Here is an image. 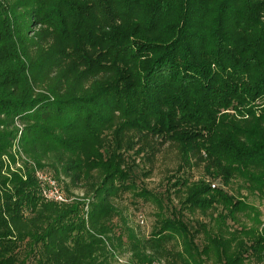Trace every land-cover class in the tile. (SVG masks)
<instances>
[{
    "label": "trees",
    "instance_id": "trees-1",
    "mask_svg": "<svg viewBox=\"0 0 264 264\" xmlns=\"http://www.w3.org/2000/svg\"><path fill=\"white\" fill-rule=\"evenodd\" d=\"M166 143L206 163L163 195L136 160ZM237 176L264 194V0H0V264H264ZM126 192L158 207L149 235Z\"/></svg>",
    "mask_w": 264,
    "mask_h": 264
},
{
    "label": "rangeland",
    "instance_id": "rangeland-1",
    "mask_svg": "<svg viewBox=\"0 0 264 264\" xmlns=\"http://www.w3.org/2000/svg\"><path fill=\"white\" fill-rule=\"evenodd\" d=\"M17 150V147H14V152ZM20 155H17L19 157ZM19 158L17 163L19 162ZM137 163H139V172L141 173L142 183L151 191L158 194H167L164 192L166 188L167 177L174 172H178L177 169L182 165L183 171H185L190 179L197 180L204 176V160H193L191 165L185 163L182 159L181 152L179 147L174 143H166L160 147V150L156 153L154 157L151 158V161L147 160L146 157L143 159L137 158ZM21 163V161H20ZM147 171L151 169L149 175H143L141 171ZM218 183V181L216 182ZM231 193H233L237 199H242L244 202L250 204L253 208L251 216L254 217L255 214L258 215L260 223L258 227L260 231L264 232V194L259 192H253L248 189L246 185V180L242 179L240 176H237L232 179L230 185L226 187ZM75 193H80L79 190H76ZM82 195V194H80ZM179 198L176 196L170 197V206L177 205ZM119 208L123 211V214L126 216L128 223L134 227L140 235H149L152 231L153 225L156 220V215L158 207L152 202H145L140 197H134L131 192H126L121 196V198L116 201ZM210 214V213H209ZM250 215L249 211L240 212L237 214L239 222L242 224H247L249 226L256 225L255 221L248 216ZM195 218L209 221L210 215H203L201 213H196L192 215ZM230 223L231 220H230ZM235 225V224H231ZM238 226V224H237ZM217 229V228H216ZM211 263V262H210ZM113 264H131L130 254L129 253H119L114 256Z\"/></svg>",
    "mask_w": 264,
    "mask_h": 264
},
{
    "label": "built area",
    "instance_id": "built-area-1",
    "mask_svg": "<svg viewBox=\"0 0 264 264\" xmlns=\"http://www.w3.org/2000/svg\"><path fill=\"white\" fill-rule=\"evenodd\" d=\"M38 176L42 182L43 193L48 199L59 202L67 201V198L64 195L62 187L57 179L45 172H39ZM151 264L161 263L153 262Z\"/></svg>",
    "mask_w": 264,
    "mask_h": 264
}]
</instances>
